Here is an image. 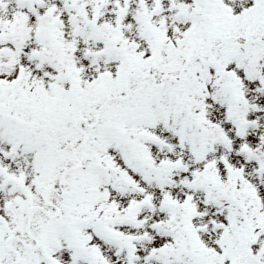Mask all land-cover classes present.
I'll list each match as a JSON object with an SVG mask.
<instances>
[{"label": "snow or ice", "instance_id": "snow-or-ice-1", "mask_svg": "<svg viewBox=\"0 0 264 264\" xmlns=\"http://www.w3.org/2000/svg\"><path fill=\"white\" fill-rule=\"evenodd\" d=\"M0 264H264V0H0Z\"/></svg>", "mask_w": 264, "mask_h": 264}]
</instances>
